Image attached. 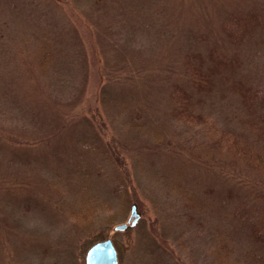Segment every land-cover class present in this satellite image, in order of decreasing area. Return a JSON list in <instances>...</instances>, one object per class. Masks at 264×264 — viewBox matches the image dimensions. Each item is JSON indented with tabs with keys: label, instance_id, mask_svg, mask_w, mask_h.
<instances>
[{
	"label": "rangeland",
	"instance_id": "374dc122",
	"mask_svg": "<svg viewBox=\"0 0 264 264\" xmlns=\"http://www.w3.org/2000/svg\"><path fill=\"white\" fill-rule=\"evenodd\" d=\"M242 151L264 161V0H0V264L108 238L120 264H264Z\"/></svg>",
	"mask_w": 264,
	"mask_h": 264
},
{
	"label": "water",
	"instance_id": "95a60500",
	"mask_svg": "<svg viewBox=\"0 0 264 264\" xmlns=\"http://www.w3.org/2000/svg\"><path fill=\"white\" fill-rule=\"evenodd\" d=\"M131 226L136 225L139 221V215L135 204L131 206ZM127 224L117 225L115 231H124ZM86 264H119L118 254L112 240L106 239L93 244L86 252Z\"/></svg>",
	"mask_w": 264,
	"mask_h": 264
},
{
	"label": "trees",
	"instance_id": "16d2710c",
	"mask_svg": "<svg viewBox=\"0 0 264 264\" xmlns=\"http://www.w3.org/2000/svg\"><path fill=\"white\" fill-rule=\"evenodd\" d=\"M187 96H185V101L183 104L180 105V109L177 108L176 109V112L175 113H178L180 114L181 117H183V114H186L184 115V119L185 120H191L192 119V113H191V110H190V105H191V99H187ZM233 147V146H231ZM231 150L233 151H237L238 148L237 146L231 148ZM242 157L247 161V165L249 167H256L258 169H264V161L263 159L261 158V155H254V157L250 156L246 151H242ZM116 194L122 199V206L123 208H125V212H127L128 210V206H129V202L127 200V192H126V186L123 185V183L121 181H119V185L117 187L114 188ZM95 213V212H94ZM94 213L90 216V218H93L94 216ZM95 218V217H94ZM95 219H92V220H87L88 222H93ZM252 231V234L257 238L259 239L258 237L260 235H263L264 237V234H258L255 230H251ZM264 240V238H263ZM219 257H220V254H219ZM221 259V257H220Z\"/></svg>",
	"mask_w": 264,
	"mask_h": 264
}]
</instances>
